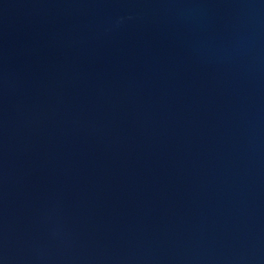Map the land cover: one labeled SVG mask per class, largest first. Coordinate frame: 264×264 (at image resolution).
<instances>
[{
	"label": "water",
	"instance_id": "95a60500",
	"mask_svg": "<svg viewBox=\"0 0 264 264\" xmlns=\"http://www.w3.org/2000/svg\"><path fill=\"white\" fill-rule=\"evenodd\" d=\"M0 264H264V0H0Z\"/></svg>",
	"mask_w": 264,
	"mask_h": 264
}]
</instances>
